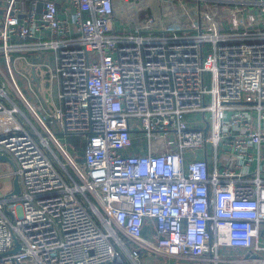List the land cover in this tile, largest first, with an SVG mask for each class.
I'll list each match as a JSON object with an SVG mask.
<instances>
[{"label":"built area","instance_id":"obj_1","mask_svg":"<svg viewBox=\"0 0 264 264\" xmlns=\"http://www.w3.org/2000/svg\"><path fill=\"white\" fill-rule=\"evenodd\" d=\"M61 1L0 0V264H264V0ZM47 51L53 111L12 58Z\"/></svg>","mask_w":264,"mask_h":264},{"label":"crops","instance_id":"obj_2","mask_svg":"<svg viewBox=\"0 0 264 264\" xmlns=\"http://www.w3.org/2000/svg\"><path fill=\"white\" fill-rule=\"evenodd\" d=\"M57 3L59 4V6L62 7V1L61 0H56ZM173 2L172 0H165V3H163V5H158L156 7V12L159 15H164L165 12L169 13L170 10H172V4L170 3ZM177 1V0H176ZM187 2V7H193L196 10V7H198V1L197 0H186ZM217 1V0H215ZM234 1V0H231ZM195 17H198V13L196 14L195 12ZM17 43H24V42H32V40H16ZM14 60L16 59V74H17V78L19 83L21 84L22 81L20 79H23L27 84H28V80L23 76V74L25 76H27L28 78L31 79L32 82V86L33 87H37L38 91L40 92V96L42 98V100H44V106L46 109H48L49 111H53V109L55 108V106L58 104V88H57V84L55 81H51L50 80V76H48V73L45 69V67L43 66L44 64H48V65H53L54 63V54L52 51H47L43 54H36L34 52H16L14 53ZM19 57H22L21 59H19ZM36 63L37 65L33 66V63ZM29 85V84H28ZM45 94H43V93ZM50 95L51 96V101L49 98H47L46 96ZM30 99L32 102L35 103H40L42 101L38 100L36 97H34L33 95L30 96ZM137 150L134 148L132 150V152H136ZM78 152V151H77ZM76 158L79 161H83V155L81 154H77ZM11 164L13 165V163L11 162ZM12 176V181H11V190L10 193L13 191V181L15 176L13 175V172L11 174ZM145 253V252H144ZM148 256L151 255H142L140 261L141 264H162L163 262H165L166 264H186L184 262H180L174 259H165L162 257H152V259ZM144 262V263H143Z\"/></svg>","mask_w":264,"mask_h":264},{"label":"rangeland","instance_id":"obj_3","mask_svg":"<svg viewBox=\"0 0 264 264\" xmlns=\"http://www.w3.org/2000/svg\"><path fill=\"white\" fill-rule=\"evenodd\" d=\"M141 0H137V2L139 3ZM142 7H143V10L140 11V17L142 16H145L147 13L149 12H156V7L159 5V2L158 0H144L142 3H141ZM134 13V12H133ZM125 15L127 16V14L122 11V10H119L117 9V15L118 17L122 16V15ZM118 25L120 26L121 22H120V19H118ZM130 29H132V22H130ZM15 57L14 54L12 55V58ZM0 66L1 68L3 69V71L8 74V69L5 65V63L2 61V59L0 60ZM209 78H210V75L209 74H206V83H209ZM22 81V83L20 84V87L22 89V91L27 95V97L30 99V96H32V93L30 91V88H29V85L23 80V79H20ZM34 89L37 91V87L35 86ZM8 91H9V94L11 95L12 99L17 103L19 104V106L22 108V110L25 112V114L27 116H29V118L31 119V115L28 111V109L22 105L20 103V99L18 98L17 94L13 91V89L10 87V85H8ZM43 93V92H42ZM45 94V93H43ZM47 98L50 99L51 101V96L50 95H47L46 96ZM31 100V99H30ZM44 113H41V115H43ZM201 119V117H200ZM54 129H56V127L54 126ZM58 134V132H57ZM58 137H63L61 134H58ZM69 148H74V147H77L78 145H81L82 142H83V138L82 137H78V136H66V141ZM81 149L79 148V151L75 152V158H76V155L77 154H80L81 156ZM78 164L83 168V163L82 161H79L77 158H76ZM72 167H69V171L72 170L71 169ZM14 170V166L11 164V163H0V200L9 196L10 195V190H11V181H12V172ZM144 253V252H143ZM143 259V258H142ZM140 258V260H142ZM142 262V261H140ZM144 263V262H143Z\"/></svg>","mask_w":264,"mask_h":264},{"label":"water","instance_id":"obj_4","mask_svg":"<svg viewBox=\"0 0 264 264\" xmlns=\"http://www.w3.org/2000/svg\"><path fill=\"white\" fill-rule=\"evenodd\" d=\"M209 129V124H207L206 129L204 130L205 133H207ZM11 159L7 156H2L0 155V163H11ZM21 193V187H20V183H19V179L18 177L14 178L13 181V191L10 193L9 196H17ZM20 243L17 239H15V248L13 250L10 251L11 254H15L19 249H20Z\"/></svg>","mask_w":264,"mask_h":264},{"label":"trees","instance_id":"obj_5","mask_svg":"<svg viewBox=\"0 0 264 264\" xmlns=\"http://www.w3.org/2000/svg\"><path fill=\"white\" fill-rule=\"evenodd\" d=\"M77 148H78V149H79V148L81 149L80 145H78ZM145 254H146V253H142V255H145ZM147 255H148V254H147ZM148 257H150V258L152 259V257H154V256L151 255V256H148Z\"/></svg>","mask_w":264,"mask_h":264}]
</instances>
